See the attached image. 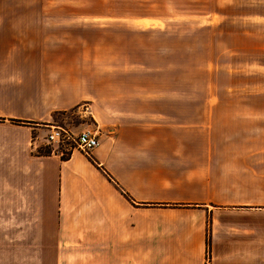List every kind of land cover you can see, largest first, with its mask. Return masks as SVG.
Segmentation results:
<instances>
[{
	"label": "crops",
	"instance_id": "1",
	"mask_svg": "<svg viewBox=\"0 0 264 264\" xmlns=\"http://www.w3.org/2000/svg\"><path fill=\"white\" fill-rule=\"evenodd\" d=\"M55 5L0 0V217H15L0 247L37 264L57 248L80 253L62 264H264L260 98L223 118L216 98L149 89L147 61L117 74L98 24ZM86 103L99 145L43 152L55 115Z\"/></svg>",
	"mask_w": 264,
	"mask_h": 264
},
{
	"label": "rangeland",
	"instance_id": "2",
	"mask_svg": "<svg viewBox=\"0 0 264 264\" xmlns=\"http://www.w3.org/2000/svg\"><path fill=\"white\" fill-rule=\"evenodd\" d=\"M47 1L56 3L48 9L51 15L98 24L101 30L97 36L89 30L88 39L102 38L104 64L115 61L117 74L135 75V65L147 61L149 89L167 87L182 96L216 98V112L223 118L239 112L242 96L259 97L249 107L264 111V0ZM82 106L56 114L51 124L94 129L92 116L78 113ZM64 148L69 146L48 145L42 151H63L65 157ZM1 225L13 228L14 215L0 217ZM79 256V250L57 248L56 264ZM32 257L31 250L17 251L14 243L0 247L2 264H37Z\"/></svg>",
	"mask_w": 264,
	"mask_h": 264
},
{
	"label": "built area",
	"instance_id": "3",
	"mask_svg": "<svg viewBox=\"0 0 264 264\" xmlns=\"http://www.w3.org/2000/svg\"><path fill=\"white\" fill-rule=\"evenodd\" d=\"M82 110V112L91 113L88 103L83 104ZM47 141L61 146H73L86 154H89L91 150L99 145L97 130L93 128H85L73 133L63 126H51Z\"/></svg>",
	"mask_w": 264,
	"mask_h": 264
},
{
	"label": "trees",
	"instance_id": "4",
	"mask_svg": "<svg viewBox=\"0 0 264 264\" xmlns=\"http://www.w3.org/2000/svg\"><path fill=\"white\" fill-rule=\"evenodd\" d=\"M13 123H17V124H19V123H22L20 120H11Z\"/></svg>",
	"mask_w": 264,
	"mask_h": 264
}]
</instances>
